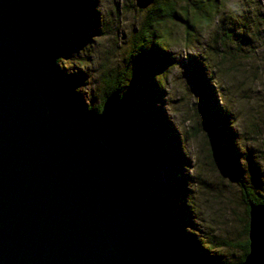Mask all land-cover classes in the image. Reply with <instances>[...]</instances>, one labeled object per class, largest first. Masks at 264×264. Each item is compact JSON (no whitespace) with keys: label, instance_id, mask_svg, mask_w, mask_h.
Wrapping results in <instances>:
<instances>
[{"label":"water","instance_id":"water-1","mask_svg":"<svg viewBox=\"0 0 264 264\" xmlns=\"http://www.w3.org/2000/svg\"><path fill=\"white\" fill-rule=\"evenodd\" d=\"M47 0H0V264H174L137 186L121 100L78 106ZM249 252L264 264V204Z\"/></svg>","mask_w":264,"mask_h":264},{"label":"rangeland","instance_id":"rangeland-1","mask_svg":"<svg viewBox=\"0 0 264 264\" xmlns=\"http://www.w3.org/2000/svg\"><path fill=\"white\" fill-rule=\"evenodd\" d=\"M150 1L100 0L105 35L65 30L59 36L58 67L72 84L79 106L100 103L103 66H124L132 31ZM218 6L212 27H197L190 41L186 42L181 25L167 23L176 63L165 80L163 102L156 108L179 146L177 156L186 164L135 160L143 179L168 188L157 194L159 203L201 243L203 255L221 254L229 263L240 259L239 246L248 239L247 208L232 169L212 155L213 140L192 80V63L201 62L205 77L213 80L215 103L226 120L219 133L233 142L242 177L264 195V0H218ZM225 34L231 35L226 44ZM156 153L152 152L154 157ZM189 264H198L195 256Z\"/></svg>","mask_w":264,"mask_h":264},{"label":"trees","instance_id":"trees-1","mask_svg":"<svg viewBox=\"0 0 264 264\" xmlns=\"http://www.w3.org/2000/svg\"><path fill=\"white\" fill-rule=\"evenodd\" d=\"M99 3L100 0H47L48 7L59 21L60 37L65 34V30L77 31V34L86 32L105 35V29L102 28L104 22L99 15ZM147 6L140 24L132 31L130 48L124 59V66L119 68L115 65L109 66L108 63L103 66L105 69L100 77V83L103 84V96L100 103L97 106L81 104L80 107L99 112L102 110L106 98L111 93L118 91L125 132L123 139L129 158L134 165L137 186L156 218L160 232L169 246L174 264H189L194 256L198 260V264L243 262L249 252V239L239 246L242 255L236 262H226L221 254L204 256L201 243L187 233L186 226L176 220V217L172 215L171 217L170 212L166 208H162L163 205L159 203L157 194L167 191L168 188L160 187L151 180L143 179L139 164L135 160L140 157L143 160L147 158L144 160L146 162L158 160L171 164L178 162L186 164L183 158L177 156L179 146L172 139L173 134H169L167 130L170 127L162 123V115L156 108L163 102L165 80L170 69L176 63L169 47L172 34L167 29V23L181 25L185 32L186 42L190 41L191 37H195L197 27H212L213 21L220 11L218 0H151ZM230 38V34H225L222 41L226 44L225 39ZM60 44L57 43L58 48ZM224 47L227 48L226 45ZM61 57L59 52L57 63L62 60ZM203 70L204 66L201 62L196 60L192 63V80L197 88L201 112L207 123L209 136L213 140L211 152L220 164L230 166L241 189L247 208L248 219L245 233L248 236L250 206L264 204V195L244 180L236 161L233 142L229 138L223 139L219 133V129L226 122L225 116L215 103L216 91L213 80L211 82L209 77H205ZM64 80L68 92L75 101L72 84L67 79L64 78ZM141 129H144L145 133H140ZM135 131L138 136H135ZM167 135L170 137L167 138ZM227 137L229 136L227 135ZM141 144L148 149L151 147L150 151L148 152V149L143 148ZM152 152H157L155 157ZM154 210H157L159 214Z\"/></svg>","mask_w":264,"mask_h":264}]
</instances>
